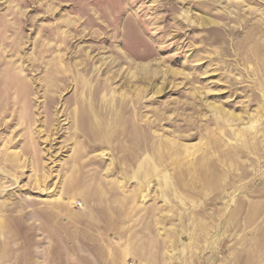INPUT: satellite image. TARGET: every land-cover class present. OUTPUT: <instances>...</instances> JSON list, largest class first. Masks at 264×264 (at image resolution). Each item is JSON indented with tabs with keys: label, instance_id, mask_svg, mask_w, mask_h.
Returning a JSON list of instances; mask_svg holds the SVG:
<instances>
[{
	"label": "rangeland",
	"instance_id": "rangeland-1",
	"mask_svg": "<svg viewBox=\"0 0 264 264\" xmlns=\"http://www.w3.org/2000/svg\"><path fill=\"white\" fill-rule=\"evenodd\" d=\"M0 264H264V0H0Z\"/></svg>",
	"mask_w": 264,
	"mask_h": 264
}]
</instances>
